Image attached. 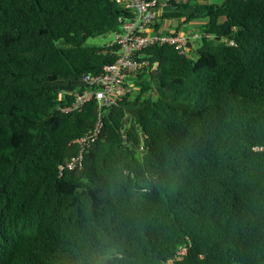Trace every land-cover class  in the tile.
<instances>
[{
    "label": "trees",
    "instance_id": "trees-1",
    "mask_svg": "<svg viewBox=\"0 0 264 264\" xmlns=\"http://www.w3.org/2000/svg\"><path fill=\"white\" fill-rule=\"evenodd\" d=\"M199 4L196 57L146 47L138 87L100 113L62 107L117 57L87 40L129 12L0 0V264H264V0Z\"/></svg>",
    "mask_w": 264,
    "mask_h": 264
},
{
    "label": "built area",
    "instance_id": "built-area-1",
    "mask_svg": "<svg viewBox=\"0 0 264 264\" xmlns=\"http://www.w3.org/2000/svg\"><path fill=\"white\" fill-rule=\"evenodd\" d=\"M121 6L129 12V17H120L121 27L114 31L115 39L109 46H117V57L113 62L106 63L98 73H86L83 76V88L69 90L67 94L72 97V102L62 107L69 111L82 107L90 99H96L100 113L106 106L121 99L126 93L138 87L139 74L146 72L151 65L150 60L142 59L141 51L156 42H169L180 51L185 52L190 46V36L185 33L166 32L159 29L158 18L168 7L174 5L170 0H117ZM183 2L185 0H177ZM157 62L152 65L155 68ZM148 73V71H147ZM64 92L59 94L63 98ZM103 121L99 119L95 127L85 136L79 139L81 149L77 156L68 161V167H74L83 160L84 151L88 143L95 140L101 130ZM264 149V145L257 146ZM60 166V171L64 169ZM187 251V246L179 247L176 258H180ZM168 264H175L174 259L168 260Z\"/></svg>",
    "mask_w": 264,
    "mask_h": 264
},
{
    "label": "rangeland",
    "instance_id": "rangeland-1",
    "mask_svg": "<svg viewBox=\"0 0 264 264\" xmlns=\"http://www.w3.org/2000/svg\"><path fill=\"white\" fill-rule=\"evenodd\" d=\"M199 2V8H202L203 7V4L204 3H207V2H215V0H199L197 1ZM194 4V3H193ZM197 5V3H196ZM172 8H175V6L173 7H168L166 10H171ZM192 9L194 10L195 7L191 4L190 8L188 9H182L183 11V15L182 16H177V17H159V21H160V26H168L169 24L172 25V27H175L179 25V23L182 24V27L185 28L187 27L186 29V32H184L185 34H189V30L190 28H192L194 25H189L187 24L188 22H185L184 19L185 17L187 16V14L192 11ZM195 21L197 22H201L204 20V18H198V19H194ZM197 23V24H199ZM196 29H200V28H196ZM115 39V34H114V31H111L107 34H103V35H98V36H95V37H90L88 40H87V44H90V45H96V46H99V45H104V44H109L111 43L113 40ZM192 43H193V48H192V51L190 52V55L196 57V55L198 54L197 52V48L201 45V39H200V36L198 38H192ZM136 85V88H137V84Z\"/></svg>",
    "mask_w": 264,
    "mask_h": 264
},
{
    "label": "crops",
    "instance_id": "crops-1",
    "mask_svg": "<svg viewBox=\"0 0 264 264\" xmlns=\"http://www.w3.org/2000/svg\"><path fill=\"white\" fill-rule=\"evenodd\" d=\"M222 0H215V2H221ZM194 3V4H193ZM196 3H197V1L196 0H192L191 1V4L194 6V7H196ZM173 10V8L171 9V10H167L163 15H161V17H163V18H165L164 17V15L166 14V13H168V12H171ZM193 10V9H192ZM170 18H172V17H170ZM197 23H199V22H197V21H195V20H191V21H189L187 24H189L190 26L191 25H194L192 28H190V29H188L190 32H189V36H190V42H191V46H193V43H192V38H198L200 35H201V32H200V29L198 30V29H196V28H200V25H201V22L199 23V24H197ZM158 24H159V29H161V30H163V31H166V32H172V31H175V30H177L178 28V30H179V33H184V32H186V29H187V27H185V28H183L182 27V24L181 23H179V25L178 26H176L175 25V27H172V25L171 24H169L168 26H166V25H164V26H160L161 24H160V21H159V19H158Z\"/></svg>",
    "mask_w": 264,
    "mask_h": 264
},
{
    "label": "water",
    "instance_id": "water-1",
    "mask_svg": "<svg viewBox=\"0 0 264 264\" xmlns=\"http://www.w3.org/2000/svg\"><path fill=\"white\" fill-rule=\"evenodd\" d=\"M188 46H190V47H191V42H190V41L188 42Z\"/></svg>",
    "mask_w": 264,
    "mask_h": 264
}]
</instances>
